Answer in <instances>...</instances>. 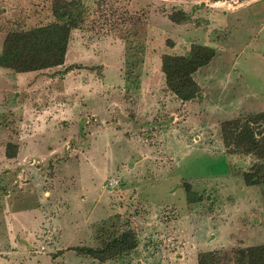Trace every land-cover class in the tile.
Wrapping results in <instances>:
<instances>
[{"label": "rangeland", "instance_id": "1", "mask_svg": "<svg viewBox=\"0 0 264 264\" xmlns=\"http://www.w3.org/2000/svg\"><path fill=\"white\" fill-rule=\"evenodd\" d=\"M60 1L80 20L63 63L0 67V264H196L210 250L238 264L264 244V184L244 183L254 159L226 151L219 122L264 110V0ZM52 3L0 0V50L54 21ZM191 43L214 56L181 101L160 55ZM124 230L135 246L104 261L73 249Z\"/></svg>", "mask_w": 264, "mask_h": 264}, {"label": "trees", "instance_id": "2", "mask_svg": "<svg viewBox=\"0 0 264 264\" xmlns=\"http://www.w3.org/2000/svg\"><path fill=\"white\" fill-rule=\"evenodd\" d=\"M72 2L53 0L51 13L54 21L30 29L6 32L0 50V67L14 72H29L61 65L69 40L70 31L78 25L79 14L69 8ZM182 11L174 12L170 19L179 22ZM214 56V49L191 43L183 54L160 55V72L167 91L177 99L187 101L200 95L201 89L193 79V73L207 65ZM221 143L228 153H241L253 157L254 162L242 173L246 185L264 184V110L219 122ZM8 144L6 156L12 157ZM10 150V151H9ZM14 151V152H13ZM186 200L196 199L188 184L184 185ZM135 246L132 231L124 230L101 247L79 246L75 249L79 257H90L104 261ZM238 264H264V244L238 249ZM219 252H200L196 264H221ZM64 264V263H61Z\"/></svg>", "mask_w": 264, "mask_h": 264}, {"label": "crops", "instance_id": "3", "mask_svg": "<svg viewBox=\"0 0 264 264\" xmlns=\"http://www.w3.org/2000/svg\"><path fill=\"white\" fill-rule=\"evenodd\" d=\"M30 72H34V71L22 72V73H30ZM16 215H17V214H16ZM18 215H19V214H18ZM17 217H18V218H21V217H23V216H17ZM17 217L15 218V221H16ZM5 218H6V217H5ZM13 225L16 226V225H17L16 222H15V223L13 222ZM18 229H19V228H18ZM18 229H17V230H18Z\"/></svg>", "mask_w": 264, "mask_h": 264}]
</instances>
